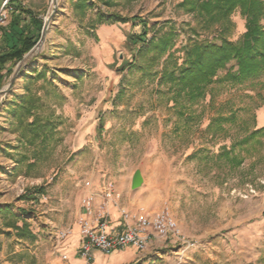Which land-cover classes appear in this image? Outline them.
<instances>
[{"label":"rangeland","instance_id":"obj_1","mask_svg":"<svg viewBox=\"0 0 264 264\" xmlns=\"http://www.w3.org/2000/svg\"><path fill=\"white\" fill-rule=\"evenodd\" d=\"M76 1L9 0L8 17L0 28L1 43L16 11L12 3L42 22L40 28L31 26L38 35L35 45L2 71L10 69L0 88L12 83L5 95L0 92V206L10 204L12 212L26 219L36 239L18 240L0 215V232L12 233H0V264H63L51 242L66 213L81 206V190L89 188L86 181L132 175L136 169L153 194L149 206L154 212L167 209L181 237L195 243L185 249L174 237L180 246L169 252V264H264V138L231 172L190 159L198 149L212 154L221 145H230L228 138L210 139L204 132L216 105L210 106L207 97L193 109L201 111V120L185 132L174 133L176 114L161 97L151 94L147 80L140 81L137 65L121 74L116 71L131 59L127 37L139 33L141 24L111 23L106 18L109 14L144 18L147 38L158 37L161 28L171 23L176 50L195 40H212L214 30L198 28L193 15L178 7L180 0H111L112 6L104 5L105 0H82L87 4L83 9ZM98 16H103L102 23ZM231 19L234 30L229 39L235 41L245 31V20L238 11ZM37 72L45 75L33 80L30 90L61 119V141L47 162L24 174L16 164L18 151L9 149L21 148L11 111L26 93L27 77ZM260 83L264 80L245 92L264 95ZM244 88L248 89L226 90L216 104L227 99L235 106L251 103L238 93ZM255 114L256 127L264 126V107ZM226 133L234 138L243 135L235 126ZM40 185L45 194L38 203L23 199L27 190ZM179 249L188 257L175 253Z\"/></svg>","mask_w":264,"mask_h":264},{"label":"trees","instance_id":"obj_2","mask_svg":"<svg viewBox=\"0 0 264 264\" xmlns=\"http://www.w3.org/2000/svg\"><path fill=\"white\" fill-rule=\"evenodd\" d=\"M103 3L106 6L113 5L111 0ZM12 4L16 11L11 14L12 19L7 29L3 30L0 43V88L6 73L10 72L7 68L5 74L2 73L6 65L21 60L35 45L38 35L32 32L31 26L40 28L42 23L26 8ZM75 5L81 9L87 6L82 0L76 1ZM178 7L192 14L201 30H214V38L195 40L183 46L182 50H176V32L171 23L161 28L158 37L147 38L148 28L144 18L135 16L129 19L109 14L106 19L111 23L133 20L142 27L139 33L128 34L127 48L131 52V59L116 71L121 74L126 68L137 65L140 81L147 80L152 85L151 94L161 97L166 107L176 114L178 122L173 125L174 133L185 132L201 120V111L193 109L208 97L209 105L216 107L204 132L210 139L215 140L219 136L228 138L230 145L223 144L212 154L198 149L189 158H198L206 167L231 172L242 165L245 155L262 145L264 138V126L258 128L255 125V111L264 107V95L260 91L255 96L245 92L253 91L255 84L264 80V0H180ZM236 11L245 20V31L232 41L229 39L234 30L231 16ZM27 14L31 17L27 18ZM98 17L99 23H102L103 16ZM191 30L196 29L191 27ZM44 75V72H37L34 77H27L26 93L11 111L21 148L9 149L18 151L16 164L24 174L47 162L61 141L58 136L61 119L54 115L40 95L30 90L29 84ZM263 85L260 83V86ZM246 86L248 89L244 88L238 93L251 103L235 106L231 99H227L216 104L226 90ZM243 115H248V118ZM233 126L243 135L239 138L229 136L226 131ZM44 194L45 188L40 185L27 190L22 197L27 202L38 203ZM11 207L10 204L0 206L4 227L11 229L18 240H35L26 219L12 212ZM0 233L7 236L12 234L9 231ZM18 257L20 263L22 254Z\"/></svg>","mask_w":264,"mask_h":264},{"label":"crops","instance_id":"obj_3","mask_svg":"<svg viewBox=\"0 0 264 264\" xmlns=\"http://www.w3.org/2000/svg\"><path fill=\"white\" fill-rule=\"evenodd\" d=\"M131 176V174L118 175L115 178L103 176V179L98 177L89 182V188L81 190V197L88 191L94 194V212L92 215L86 216L80 204H78L72 212L66 213L65 222H62L61 228L55 232L54 240L51 242L54 253L60 254V258L65 256L68 264H169V252L173 248L180 246L179 243L175 242L176 240H174L172 233H169L166 240H163H168L167 246L162 245L163 241L161 239L153 237L148 240L142 250H137L131 246L113 250L109 254L93 250V259L90 262L80 256L82 243L80 219L86 217L95 226L98 206L104 201L103 193L107 183L112 184L113 188L112 195L105 202L108 214L107 231L120 232L125 228L126 224L133 222L132 218L135 214L140 212L153 213L155 211L149 206V198L153 196L150 189L147 186L131 189ZM122 210L127 212V217L122 213ZM64 230L68 231L67 236L63 239L58 238V232ZM175 253L180 254L181 258L187 256H184L185 250L179 249Z\"/></svg>","mask_w":264,"mask_h":264},{"label":"built area","instance_id":"obj_4","mask_svg":"<svg viewBox=\"0 0 264 264\" xmlns=\"http://www.w3.org/2000/svg\"><path fill=\"white\" fill-rule=\"evenodd\" d=\"M9 0H3L0 3V28L5 24L8 11ZM1 36V31H0ZM90 185L89 182L85 183ZM113 193L112 184L107 183L104 187V201L98 206L97 222L93 226L86 217L80 219V234L82 243L80 247V256L87 262L92 261L93 250H99L105 254L111 253L113 250L122 249L128 246L137 250L145 248L150 238H165L169 233L176 237L177 241L184 244L185 249L194 247L195 243L187 240L179 234L175 220L167 209H162L153 213L140 212L133 216V222L126 224L125 228L120 232L107 231L108 214L105 208L106 199ZM81 209L86 216H90L94 212V194L88 191L81 200ZM127 217V212L122 210ZM68 231L58 232V238L63 239L67 236ZM63 264H68L65 256L62 257Z\"/></svg>","mask_w":264,"mask_h":264},{"label":"water","instance_id":"obj_5","mask_svg":"<svg viewBox=\"0 0 264 264\" xmlns=\"http://www.w3.org/2000/svg\"><path fill=\"white\" fill-rule=\"evenodd\" d=\"M44 29H45V26L43 27V30ZM11 86H12V83L9 84V86L3 91V93L6 94L9 91ZM0 92H2V90ZM143 184H144V178L140 170L136 169L131 176L130 187L131 189H137L139 187H142Z\"/></svg>","mask_w":264,"mask_h":264},{"label":"bare ground","instance_id":"obj_6","mask_svg":"<svg viewBox=\"0 0 264 264\" xmlns=\"http://www.w3.org/2000/svg\"><path fill=\"white\" fill-rule=\"evenodd\" d=\"M5 89H6V88H5ZM5 89L2 90V92H1V96H2V94H4L3 91H4ZM4 95H5V94H4Z\"/></svg>","mask_w":264,"mask_h":264}]
</instances>
